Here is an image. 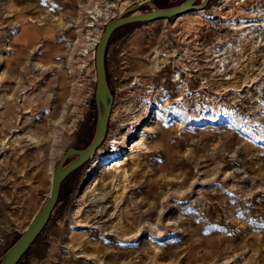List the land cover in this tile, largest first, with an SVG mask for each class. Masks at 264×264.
Wrapping results in <instances>:
<instances>
[{
  "label": "rangeland",
  "instance_id": "374dc122",
  "mask_svg": "<svg viewBox=\"0 0 264 264\" xmlns=\"http://www.w3.org/2000/svg\"><path fill=\"white\" fill-rule=\"evenodd\" d=\"M179 1L0 0V253L93 133L105 22ZM104 61L105 136L16 264H264V0L121 25Z\"/></svg>",
  "mask_w": 264,
  "mask_h": 264
},
{
  "label": "water",
  "instance_id": "95a60500",
  "mask_svg": "<svg viewBox=\"0 0 264 264\" xmlns=\"http://www.w3.org/2000/svg\"><path fill=\"white\" fill-rule=\"evenodd\" d=\"M207 0H181L177 3L149 7L148 9H131L128 12L118 13L107 20L97 38L93 51L95 84L93 102L95 108L94 130L89 141L82 146H67L54 164L52 179L48 194L44 201L28 221L18 236L0 253V264H16L26 249L48 221L56 203L60 184L67 174L80 164L91 158L96 148L101 144L111 111L113 95L110 91L105 71V50L111 33L121 25L139 21L145 22L157 18L176 16L183 12L201 8Z\"/></svg>",
  "mask_w": 264,
  "mask_h": 264
},
{
  "label": "bare ground",
  "instance_id": "6f19581e",
  "mask_svg": "<svg viewBox=\"0 0 264 264\" xmlns=\"http://www.w3.org/2000/svg\"><path fill=\"white\" fill-rule=\"evenodd\" d=\"M95 41H96V40H95ZM94 43H95V42H94ZM160 52H162V51H160ZM162 54H163V53H162ZM164 54H165V53H164ZM161 64H162V63H161ZM159 66H160V65H159ZM177 75H179V74H177ZM177 75H176V76H177ZM173 76H175V75H173ZM179 77H180V76H179ZM148 96H149V95H148ZM135 117H136V118H135V121H136L137 118H138V114H137V116L135 115ZM119 138H120V137L116 136L115 139H114V142H119ZM117 162H118V161H117ZM114 164H115V163H114ZM113 174H114V173H113ZM124 174H125V173H124ZM118 175H119V174H118ZM119 177H120V176H119ZM119 179H120V178H119ZM93 197H94V196H93ZM99 197H100V196H99ZM96 200H97V199H96ZM96 200H95V202H96ZM87 201H88V200H87ZM91 202H92V201H91ZM97 202H98V201H97ZM98 203H100V202H98ZM90 205H91V204H90ZM99 205H100V204H99ZM99 205H98L97 203H93V205H92V206H93V207H92L93 211H94V210H98ZM89 209H91V208H89ZM92 209H91V210H92ZM100 209H101V208H100Z\"/></svg>",
  "mask_w": 264,
  "mask_h": 264
},
{
  "label": "trees",
  "instance_id": "16d2710c",
  "mask_svg": "<svg viewBox=\"0 0 264 264\" xmlns=\"http://www.w3.org/2000/svg\"><path fill=\"white\" fill-rule=\"evenodd\" d=\"M134 22H139V21H134ZM134 22H130V23H134ZM108 42V41H107ZM106 47H107V44H106ZM106 79H107V76H106ZM107 82H108V80H107ZM109 85V84H108ZM110 91L112 92V89L110 88ZM84 164H85V161L82 163V164H80L77 168H75L73 171L74 172H76V171H78V170H80L83 166H84ZM59 194V193H58ZM58 199H59V197H57V200H56V202L58 201ZM51 215V214H50ZM49 218H50V216H49ZM49 218H48V220H49ZM48 222V221H47Z\"/></svg>",
  "mask_w": 264,
  "mask_h": 264
}]
</instances>
